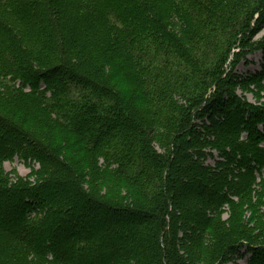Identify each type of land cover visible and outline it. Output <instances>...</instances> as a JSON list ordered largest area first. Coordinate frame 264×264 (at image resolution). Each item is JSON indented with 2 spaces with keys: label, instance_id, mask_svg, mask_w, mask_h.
<instances>
[{
  "label": "trees",
  "instance_id": "16d2710c",
  "mask_svg": "<svg viewBox=\"0 0 264 264\" xmlns=\"http://www.w3.org/2000/svg\"><path fill=\"white\" fill-rule=\"evenodd\" d=\"M262 29L264 0H0V264H264L229 72L258 49L261 83Z\"/></svg>",
  "mask_w": 264,
  "mask_h": 264
},
{
  "label": "rangeland",
  "instance_id": "374dc122",
  "mask_svg": "<svg viewBox=\"0 0 264 264\" xmlns=\"http://www.w3.org/2000/svg\"><path fill=\"white\" fill-rule=\"evenodd\" d=\"M255 42H259L263 40L264 38V29L259 31L257 35L253 36ZM253 41V42H254ZM255 44V43H252ZM258 49L254 50L252 53H248L246 58H243L234 68L232 62L236 59L234 54L231 55L230 60H229V72H231V75L236 74L237 76H240L243 79V81L238 80L237 77H234L233 80V85H232V92L242 100H245L249 104L256 105V106H263L264 107V79L261 81V83L256 84L252 80H245L247 78H250V76H255L259 73L262 72V63H263V53L261 51H257ZM248 51H251L248 49ZM248 62V63H247ZM231 63V65H230ZM232 68H231V67ZM253 78V77H251ZM247 87H245V85ZM229 88V85H228ZM227 88V90H228ZM207 123V122H206ZM199 124H203L202 122H199ZM201 129V128H200ZM209 164H213V160L210 159L208 160ZM35 168H39L38 165L35 164ZM5 169L7 172H12L13 170H16L21 176H27L30 172L31 169L24 163L22 162L18 157L15 158L13 162H7L5 164ZM190 186H195L194 183H190ZM189 186H186L183 191L188 190ZM227 217V216H226ZM125 222V220H123ZM100 223V222H98ZM102 229V228H101ZM247 248L243 251L246 252ZM250 258V255L247 256V259ZM247 260L239 258L238 255L230 256L228 259H226L224 264H246Z\"/></svg>",
  "mask_w": 264,
  "mask_h": 264
}]
</instances>
